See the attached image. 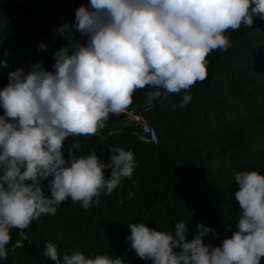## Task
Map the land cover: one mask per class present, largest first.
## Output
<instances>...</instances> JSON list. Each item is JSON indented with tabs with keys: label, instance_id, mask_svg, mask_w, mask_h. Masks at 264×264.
I'll list each match as a JSON object with an SVG mask.
<instances>
[{
	"label": "clouds",
	"instance_id": "9594fccd",
	"mask_svg": "<svg viewBox=\"0 0 264 264\" xmlns=\"http://www.w3.org/2000/svg\"><path fill=\"white\" fill-rule=\"evenodd\" d=\"M254 18L264 20V0H89L76 10L74 23L57 29L69 42L53 54L51 71L36 62L27 72H10L0 89V259L7 258L10 229L23 231L42 214L55 215L69 198L84 209L98 205L123 178H132L133 152L112 146L104 162L94 148L77 157L73 150L80 144L74 143L66 159L67 138L97 135L110 115L126 111L136 91L146 87L154 89L147 94L148 108L182 91L180 107L186 106L192 86L207 77L209 54L227 51L232 47L227 33L252 27ZM7 25L0 19V45ZM235 181L240 216L235 231L226 229L232 235L221 246L203 242L206 234L217 236L203 224L195 225L189 240L183 221L174 231L140 222L128 225L131 250L152 264H261L264 175L239 171ZM42 255L55 264H124L122 258L85 255L75 248L61 261L53 243Z\"/></svg>",
	"mask_w": 264,
	"mask_h": 264
},
{
	"label": "trees",
	"instance_id": "16d2710c",
	"mask_svg": "<svg viewBox=\"0 0 264 264\" xmlns=\"http://www.w3.org/2000/svg\"><path fill=\"white\" fill-rule=\"evenodd\" d=\"M82 4L89 0H0V19L8 21L0 45V60L6 61L0 66V89L17 68L27 72L41 62L52 70L53 54L69 42L57 29L74 23ZM227 35L232 47L209 54L207 77L192 86L186 106L180 107L183 91L165 102L157 99L151 108L146 100L154 89L134 94L127 110L146 117L157 145L140 141L138 128L122 115H110L97 135L65 140L66 159L74 143L80 144L78 151L73 150L77 157L94 148L104 162H109L112 146L133 152L132 178H123L111 195L100 197L98 205L84 209L69 198L55 215L42 214L23 231L10 229L7 258L0 264H55L42 255L48 243L58 247L61 261L75 248L85 255L122 258L124 264H152L131 250L126 239L131 223L174 231L175 223L183 221L189 225V240L195 225L203 224L217 232L215 237L211 233L203 237L213 247L232 235L226 229L235 231L240 216L236 173L256 170L264 175V20L254 18L252 27L241 25ZM74 36L83 40L79 33ZM3 111L0 107V115ZM47 183L42 186L50 196Z\"/></svg>",
	"mask_w": 264,
	"mask_h": 264
},
{
	"label": "built area",
	"instance_id": "2783aa9c",
	"mask_svg": "<svg viewBox=\"0 0 264 264\" xmlns=\"http://www.w3.org/2000/svg\"><path fill=\"white\" fill-rule=\"evenodd\" d=\"M119 115L125 116L129 123L134 124L138 128L140 141L153 145L158 144L156 132L143 114L136 113L132 110H126Z\"/></svg>",
	"mask_w": 264,
	"mask_h": 264
}]
</instances>
